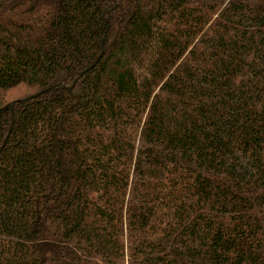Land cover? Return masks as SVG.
I'll list each match as a JSON object with an SVG mask.
<instances>
[{"label": "trees", "instance_id": "16d2710c", "mask_svg": "<svg viewBox=\"0 0 264 264\" xmlns=\"http://www.w3.org/2000/svg\"><path fill=\"white\" fill-rule=\"evenodd\" d=\"M0 264H264V0H0Z\"/></svg>", "mask_w": 264, "mask_h": 264}, {"label": "rangeland", "instance_id": "374dc122", "mask_svg": "<svg viewBox=\"0 0 264 264\" xmlns=\"http://www.w3.org/2000/svg\"><path fill=\"white\" fill-rule=\"evenodd\" d=\"M22 92H24V90L22 88L13 90L10 92V97H15V96H19Z\"/></svg>", "mask_w": 264, "mask_h": 264}, {"label": "water", "instance_id": "95a60500", "mask_svg": "<svg viewBox=\"0 0 264 264\" xmlns=\"http://www.w3.org/2000/svg\"><path fill=\"white\" fill-rule=\"evenodd\" d=\"M36 96V95H35Z\"/></svg>", "mask_w": 264, "mask_h": 264}]
</instances>
